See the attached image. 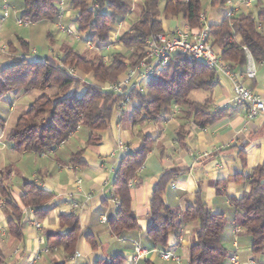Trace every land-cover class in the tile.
<instances>
[{
	"label": "crops",
	"instance_id": "1",
	"mask_svg": "<svg viewBox=\"0 0 264 264\" xmlns=\"http://www.w3.org/2000/svg\"><path fill=\"white\" fill-rule=\"evenodd\" d=\"M70 1L64 0L59 16L53 22H45L55 24L58 34L68 38L65 40L68 44H62L63 49H74L73 43L77 42L82 44L85 54L99 53L91 58L99 56L108 62L112 54L121 51L117 40L129 30L135 18V9L127 18L110 25L108 43L97 47L85 34L68 35L65 32L67 29L76 30L74 20L78 12L70 7ZM142 1L139 0L138 3ZM8 2L11 13L9 12V17L2 21L0 1V70L9 65L10 58L14 55L29 61L45 58L56 60L61 53L54 50L57 40L53 34L46 32L45 49L35 46L31 33L21 37L17 35L13 29L14 25L17 28L30 29L32 24L17 25L21 10L14 11L13 0ZM163 3L164 0L160 7ZM253 9L254 6L248 12L251 13ZM240 11L244 12V9L239 8L236 14ZM74 12L76 16L72 18ZM127 24L128 26L124 27ZM162 28L166 35H172L176 30L197 32L196 29L190 30L183 21L179 25L178 19L162 21ZM24 44L27 45V51ZM255 68L256 76L253 80L243 78L246 67L242 72L233 69L232 72L246 88L264 100V63L255 64ZM85 79L91 81L89 76ZM32 92L13 91L0 102V117L3 121L0 126V179L3 172L9 170L5 183L16 202L23 195L26 183H33L51 193L52 198L42 207L46 213L41 217H36L33 209H22L21 237L15 238L8 233L10 213L4 210L0 195V264H96L98 261L110 260L116 255H122L128 260L136 246L149 251L138 264H144L145 261L153 264H174L160 258V253L167 251L178 255L182 264H186L188 249L199 229L197 221L182 226L177 234H169L165 248L155 247L147 232L152 190L165 172L175 174L167 183L163 194V201L170 209L183 212L194 204L196 196L199 195L212 213L225 215L226 224L221 243L229 258L237 255L241 264H249V261L259 263L251 251L250 237L235 219L230 200L239 199L249 191L248 180L257 168L264 165V114L250 120L246 118L244 107L232 102L233 85L229 78L215 74L207 91L193 92L190 95L191 99L193 94L207 93L200 96V100L191 101H209V111L212 114L225 111L222 119L207 127L201 128L192 124L177 106L157 120L142 119L133 124L132 104L120 119L116 114L113 116L107 130L94 133L100 138V142L95 145L87 144L88 131L78 127L64 143L50 152L18 153L8 140V134L15 123L8 126V121L16 106L23 114L39 96V91H36L37 97L31 95ZM11 94H15V104L4 106L3 101ZM181 127L187 131L182 144L177 137V131ZM140 136H149L153 144L143 166L132 180L133 187L130 188L132 211L138 229L117 237L106 228V222H101V217H106L108 209L113 205L108 201L113 191L111 182L119 161L124 156L119 152L118 145L121 144L127 152H132L138 149ZM81 150L83 153L77 160L73 159V155ZM71 214L76 216L83 237L77 242L74 255L65 260L61 249L47 246L46 234L65 233L67 227H61L60 216ZM33 222H36L39 228H36ZM87 236L97 244L95 249L87 241ZM224 264H230L229 260Z\"/></svg>",
	"mask_w": 264,
	"mask_h": 264
},
{
	"label": "trees",
	"instance_id": "2",
	"mask_svg": "<svg viewBox=\"0 0 264 264\" xmlns=\"http://www.w3.org/2000/svg\"><path fill=\"white\" fill-rule=\"evenodd\" d=\"M98 9L91 11L90 0H71L69 5L78 12L74 20L76 33L85 34L97 47L109 40V26L127 18L135 9V18L128 31L117 40L121 51L110 56L108 62L97 56L85 58L70 47L63 49L54 60L29 61L21 56L10 58L7 67L0 70V102L10 92L29 93L39 91V96L21 114L8 140L18 152L46 153L64 143L78 128L88 131V145H95L100 138L95 132L109 128L122 97L104 89L103 86L117 83L127 70L144 59V41L153 33H164L162 21L181 19L190 30H200L199 16L202 15L200 0H143L132 3L129 0H95ZM229 0H210L213 9L224 7ZM257 15L240 11L232 18L227 16L218 24L208 25L209 43L218 52L221 60L232 70L246 67L248 56L255 64L264 63V0H252ZM60 13L59 0H22L21 19L36 24L53 22ZM27 51V45L24 44ZM90 77L87 81L85 77ZM215 73L208 70L201 61L184 55L173 56L159 78L148 82L144 94L132 92L130 103L134 105L132 122L142 119L157 120L169 113L174 106L179 107L191 123L204 128L224 117L225 111L215 114L209 111V101H191L193 92L207 91L211 87ZM3 121L0 117V126ZM187 131L181 127L177 131L182 144ZM138 149L128 152L119 161L111 182L113 204L106 214V228L112 235L121 236L138 229L132 211L129 183L143 166L153 140L140 136ZM83 150L73 155V159ZM9 170L0 179V195L5 211L10 213L8 233L21 237L23 208L33 209L36 217L46 212L42 207L51 200L52 194L33 183L24 185L25 191L16 202L5 183ZM174 172L161 175L152 190L148 234L155 247L165 248L169 234H177L179 229L193 221L199 225L198 232L188 249L186 264H224L229 255L221 243L226 218L224 214L212 213L197 195L192 206L183 212L170 209L163 201L167 183ZM249 191L239 199H231L235 219L250 237V247L254 255L264 252V165L257 168L248 180ZM107 200L103 202L106 204ZM61 227L65 233L49 232L46 244L49 248L61 249L65 260L75 253L76 244L83 233L75 215H61ZM91 247L97 244L86 237ZM2 255L0 252V262ZM96 264H127L122 255ZM144 264H153L145 261Z\"/></svg>",
	"mask_w": 264,
	"mask_h": 264
},
{
	"label": "built area",
	"instance_id": "3",
	"mask_svg": "<svg viewBox=\"0 0 264 264\" xmlns=\"http://www.w3.org/2000/svg\"><path fill=\"white\" fill-rule=\"evenodd\" d=\"M2 4V17L4 21L9 17L10 5L8 0H0ZM132 5L139 0H129ZM90 9L95 11L98 9V5L95 0H90ZM252 0H229L227 4L233 5V8L227 13L228 18L234 17L236 11L241 8L244 12L248 13V10L253 7ZM64 0H59V9L62 8ZM200 30L196 33H187L181 30H176L172 35H166L164 33H153L144 41V59L140 61L135 67L129 69L124 74L123 78L117 83L103 86L110 92L122 97L116 110V117L121 118L125 110L131 105L130 94L132 92H138L144 94L145 86L148 82L159 78L162 71L168 66L170 59L177 55H184L190 59L201 61L205 67L213 71L215 74H222L232 81L233 85V100L234 104L243 106L246 111V118L253 119L257 116L264 114V100L256 95L252 90L246 88L239 80H237L230 69L225 64L218 52L209 43V30L206 24V18L202 14L199 16ZM17 25L28 26L30 23L17 19ZM65 32L68 35H76V31L73 29H67ZM91 43L89 42L88 45ZM243 78L253 80L256 76V68L253 60L248 56V62L246 69L242 74ZM118 150L122 155L127 154V149L119 144ZM129 187H133V182L129 183ZM117 202L114 200L113 204ZM76 207V206H75ZM101 222H106V217H101ZM36 228L39 225L33 222ZM149 251L141 246H136L133 249L132 255L127 260V264H138L143 260ZM160 258L164 261H170L174 264H182L181 258L172 252L160 253ZM230 264H241L237 255H232L229 258ZM249 264H259L255 261H249Z\"/></svg>",
	"mask_w": 264,
	"mask_h": 264
},
{
	"label": "rangeland",
	"instance_id": "4",
	"mask_svg": "<svg viewBox=\"0 0 264 264\" xmlns=\"http://www.w3.org/2000/svg\"><path fill=\"white\" fill-rule=\"evenodd\" d=\"M21 2L22 0H13V8L14 11H18L21 10ZM163 2V0H160V3ZM201 3V10L202 13L204 14L205 18H206V24L210 25V24H216L221 22L227 15V13L233 8V5H229L226 3V5L224 7H220V8H216L213 9L210 7V0H200ZM2 12V11H1ZM10 13H11V9H10ZM74 18L76 16V13L74 12L73 14ZM252 15L255 17L257 15V9L254 8L252 10ZM179 25L181 24L182 20L178 19ZM128 26L127 25H124ZM14 31L17 33V35L21 36H25L26 34L29 35L28 33H31L32 37H33V41L36 43L35 46H37L39 49H45L47 47V43H46V39H45V34L46 32H51L53 34V36L55 37V39L57 40V46L55 47V52L57 53H61V50L64 48V46L62 45L63 43H67L65 40L68 39L65 35L63 34H58L56 28H55V24L53 23H44V24H32L31 28H17L15 25L13 26ZM128 29V27H127ZM82 35V34H81ZM71 41V40H69ZM68 44V43H67ZM73 47L74 49L78 52L79 55H83L86 56L88 58H91L97 54H99L98 52H93V53H89V54H85L84 53V47L82 46V44L80 43H73ZM55 58V57H53ZM39 93V92H38ZM40 94V93H39ZM15 94H11L10 96H8L4 101H3V105L4 106H9L10 104H15ZM31 95H35L37 97V92L33 91ZM207 95V93H203V92H199L197 94H193L191 96V99L193 100H200L199 97L200 96H205ZM16 106V105H14ZM21 114V111L17 108V106L15 107V110L10 114L9 117V121H8V126L12 125L15 123L17 117ZM197 223V222H194ZM256 260H258V262L260 264H264V252L261 255H255L254 256ZM185 258V256L183 257Z\"/></svg>",
	"mask_w": 264,
	"mask_h": 264
}]
</instances>
